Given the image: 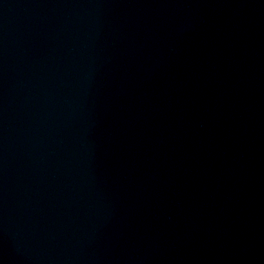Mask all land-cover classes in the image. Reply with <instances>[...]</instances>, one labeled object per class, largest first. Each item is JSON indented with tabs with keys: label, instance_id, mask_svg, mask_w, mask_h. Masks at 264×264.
Listing matches in <instances>:
<instances>
[{
	"label": "water",
	"instance_id": "95a60500",
	"mask_svg": "<svg viewBox=\"0 0 264 264\" xmlns=\"http://www.w3.org/2000/svg\"><path fill=\"white\" fill-rule=\"evenodd\" d=\"M0 264H264V0H0Z\"/></svg>",
	"mask_w": 264,
	"mask_h": 264
}]
</instances>
